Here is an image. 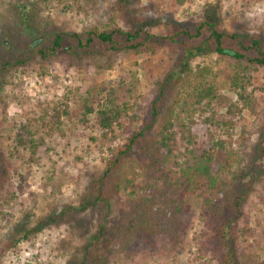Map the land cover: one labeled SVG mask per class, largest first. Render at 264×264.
I'll return each instance as SVG.
<instances>
[{"label":"rangeland","instance_id":"374dc122","mask_svg":"<svg viewBox=\"0 0 264 264\" xmlns=\"http://www.w3.org/2000/svg\"><path fill=\"white\" fill-rule=\"evenodd\" d=\"M29 4L54 26L53 32L84 34L93 28L140 32L132 41L118 37L116 49L95 46L91 53L69 37L59 53L51 52L46 58L34 55L38 47L31 44L39 35L34 30L22 31L23 44L9 47L16 60L21 54L30 60L11 68L9 82L0 87V174L8 177L0 183V264H67L74 249L100 223L106 226L102 244L110 255L105 264H218L221 252L213 228L201 215L207 199L217 203L222 196L207 189L199 176L190 180L183 172L197 166L210 147L208 136L203 135L209 127L201 122L206 114L198 111L191 120L185 118V103L193 97L189 81L196 78L200 67L213 70L220 96L218 119L232 124L233 141L224 128L216 130L225 146L219 145L212 171L225 173L223 179L231 180L233 174L221 171V166L227 168L226 162L233 163L238 157L240 163L231 171L247 168L256 175L239 220V264H264V66L246 71L250 80L238 91L231 87L232 66L237 64L232 57L197 54L190 58L187 76L182 68L186 41L192 46L201 38L186 37L184 45L180 37L168 38L166 26L170 21L193 28L204 9L213 4L230 32L263 37L264 0H0V32L7 24L19 31L20 11ZM205 36L208 34L202 38ZM246 42L251 45L249 39ZM132 44L136 46L130 48ZM10 51L2 50L5 59ZM161 94L153 128L99 184L102 190L97 205L78 210L72 216L76 220L69 213L66 220L50 224L28 239L17 236V243L11 244L18 222L35 225L68 206L79 208L84 195L94 198L97 189L93 182L105 173L112 152L144 127L152 102ZM63 102L69 110L62 120L64 134H47L51 149L39 162L30 161L28 151L16 149L15 134L44 108L63 109ZM105 106L120 112L111 130L100 124L99 111ZM230 107L235 116L227 114ZM180 116L186 127H174L177 136L169 141V151L160 143L163 122ZM188 128L193 137L185 136ZM176 205L183 211L173 218ZM146 211H152L155 220L167 228H157L148 241H137L136 217Z\"/></svg>","mask_w":264,"mask_h":264},{"label":"trees","instance_id":"16d2710c","mask_svg":"<svg viewBox=\"0 0 264 264\" xmlns=\"http://www.w3.org/2000/svg\"><path fill=\"white\" fill-rule=\"evenodd\" d=\"M24 8L23 11H20V17H18L21 22L20 30L18 31L16 26L7 24L4 26V30L1 31L2 33L0 32V87L9 82L7 75L10 73L11 68L18 64L27 63L30 60V58L26 57L24 54L19 55L16 60L17 56L13 55V51H10L11 49L9 48L17 43L18 45L23 44L20 41L23 40L21 32L24 30H34L39 33L31 46L38 47L34 55L38 54L43 58L49 56L51 52L59 53L60 50L65 49L69 37L76 38L79 48L90 49L89 52L91 53L94 51L95 46L100 49H116L118 37L125 36L128 41H132L140 32V30H138V34L134 35L129 31H124L119 28L110 30L93 28L84 34L76 32L66 33L59 30H54L53 32L54 26H52L49 21L42 19L41 15L36 11V6L29 4L25 5ZM204 12L205 14L202 15L200 21L193 28L182 26L180 23L166 22L168 34L170 35L168 38L176 40L177 37H180L183 44V40L186 37H188L189 40L201 38L198 44L192 46L189 41H186L187 46L185 47V53L187 56L182 60V68H184L183 70L187 76L188 73L186 72H191L190 58L197 54L217 53L222 58H235L237 64L232 66L235 76L231 87L233 90L238 91L239 88L244 85L245 81L248 82L250 80V76L246 74V71L251 69V67L264 66V36L262 37L261 35L254 34L245 37L243 33L238 31L230 32L228 28L224 26V20L221 17L220 9L216 5L209 4L208 8L204 9ZM205 34H208V36L202 38ZM148 38L152 39V35L148 34ZM246 39L250 40L251 45H247ZM38 44L41 47L37 46ZM135 46L136 45L132 44L130 48H134ZM5 49L9 50L11 54L7 59H5L6 55L4 56L2 52V50ZM251 51L253 53L249 55L248 52ZM243 62H245L244 66L242 65ZM241 65L242 68L240 67ZM242 72H244V74ZM213 75V70L209 67H200L196 78L189 81L190 87L192 86L193 97L191 101L185 103L188 107L185 118L191 120L198 111L201 112V114H206L201 119V122L209 127L203 135L208 136L210 147L208 151L204 152L197 166L184 168L183 172L185 176H191L188 178L190 180H195L198 178L197 176H199L202 182L208 185L207 189L211 191L216 190V194L218 193L222 196L221 198L219 197L217 203L207 199L201 217L205 223L213 228L215 235L213 239H215L217 249L221 252L218 264H239V220L244 205L253 190V185L256 182V175L253 171L247 170V168L231 171L232 168L238 166L240 163L238 157L233 159V163L226 162L227 168L224 169V167L221 166V171L230 170L233 174L234 177L232 176L231 180L223 179L225 173L212 171L211 163L215 160L219 145L225 146L223 140L217 139L216 130L224 128L225 132L229 135V140L233 141L231 136L232 124L226 119L224 121L218 119V116H221V114L217 110L216 105L220 100V96H218L217 85L212 78ZM163 95L164 94H161L152 102L150 106L151 116L145 121L144 127L134 132L124 143L118 145L112 152V156L107 162L105 173L100 179H95L93 182V189H97L94 198L84 195L79 208L68 206L59 214L53 213L44 216L39 219L35 225L18 222L13 231V234H15L13 236L14 243L11 244L14 245L17 243L19 240L17 236H20L19 238L28 239L32 234H36L46 226L62 221L63 219L66 220L69 213L72 218L74 214L79 212L78 210H85L88 207L97 205L98 201L101 199L100 190H102V188H100L101 186L98 188L99 184H102L103 179L131 152L137 140L144 136L148 130L153 128L160 111V105L158 103L159 100L163 98ZM184 100L186 101L187 99L185 98ZM89 110H92V107H89ZM235 113L236 111L232 107H230V110L227 112L229 116H235ZM99 114L102 127L105 130H111L114 123L118 121L120 112L111 106H105L99 111ZM66 115H69L68 104L66 102H63V109L56 107L51 111L49 108H44L42 113L25 122L15 134L14 142L16 149L18 150L19 147H22L29 152L30 161L39 162L43 157V153L51 149L50 143L47 141V134L48 136H53L54 133L64 134L62 131V120ZM185 118L180 116L179 120L175 119V121H173L168 119L163 122V140L160 143L168 148L169 151V141H175L177 136L176 131L173 129L176 126L179 128L186 127ZM45 129L46 132L44 134L42 131H45ZM184 133L187 137H193L191 128L186 129V131L184 130ZM105 135L107 134L105 133ZM233 153L237 155L238 152L234 149ZM239 173L243 175L239 176ZM168 175L167 173L166 177ZM6 180H8L7 175L0 174V183L2 184ZM174 208L175 211L172 213V217L176 218L183 211V208L180 205H176ZM136 218L137 223L134 225L136 235L134 237L137 241H148L155 236L159 228L162 230L167 228L166 225L163 226L160 220H155L152 211H146L144 215L140 214ZM76 219L75 217L73 220ZM210 219L214 222L209 223ZM105 230L106 226L103 223L98 224L95 233L84 244L74 249L67 264L107 263L106 259L110 258V255L106 252L107 248L102 244ZM105 245H107V243Z\"/></svg>","mask_w":264,"mask_h":264}]
</instances>
